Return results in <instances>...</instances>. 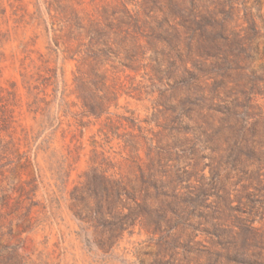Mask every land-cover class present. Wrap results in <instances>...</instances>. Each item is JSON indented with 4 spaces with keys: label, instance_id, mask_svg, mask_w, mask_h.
<instances>
[{
    "label": "rangeland",
    "instance_id": "1",
    "mask_svg": "<svg viewBox=\"0 0 264 264\" xmlns=\"http://www.w3.org/2000/svg\"><path fill=\"white\" fill-rule=\"evenodd\" d=\"M224 5L0 0V264H264V0L249 60Z\"/></svg>",
    "mask_w": 264,
    "mask_h": 264
},
{
    "label": "trees",
    "instance_id": "2",
    "mask_svg": "<svg viewBox=\"0 0 264 264\" xmlns=\"http://www.w3.org/2000/svg\"><path fill=\"white\" fill-rule=\"evenodd\" d=\"M226 6H223V10H225V15L224 18H222L220 21L218 20L219 18L216 16V14H213V20L219 21V26L223 32H225V45L229 48L230 52L234 55V57L237 60H249L250 58H254L251 55V42L252 40L259 36L261 33V29L259 26L258 18L263 21V17L261 14H259L257 11L258 8L255 6L249 7L247 6V0H224ZM240 3L243 5V10L245 11V16L243 17V22L248 23V27H241L239 28V25L236 26H231L232 22H236L237 19V13L236 11H240V8H237L236 3ZM216 13V12H214ZM240 19H238L239 21ZM103 180V178H102ZM126 190V185L122 181H117V186H116V196L119 199V202L122 203L121 195L122 191ZM83 201L87 203L86 198L83 196ZM109 204V203H108ZM113 205L115 203H112ZM103 202L98 201L97 203V208L98 212L100 214L102 213L103 210ZM116 206V205H115ZM147 206V201L143 202V208H146ZM81 214V213H80ZM120 217L117 222V226L120 228H125L127 224V220L132 218V215L130 214H121L119 213ZM81 216V215H80ZM122 216H127V218H121Z\"/></svg>",
    "mask_w": 264,
    "mask_h": 264
}]
</instances>
